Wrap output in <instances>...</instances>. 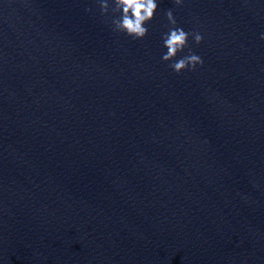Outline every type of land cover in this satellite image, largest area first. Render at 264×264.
<instances>
[{
    "label": "water",
    "instance_id": "95a60500",
    "mask_svg": "<svg viewBox=\"0 0 264 264\" xmlns=\"http://www.w3.org/2000/svg\"><path fill=\"white\" fill-rule=\"evenodd\" d=\"M159 9L134 40L96 0H0V264H264V0Z\"/></svg>",
    "mask_w": 264,
    "mask_h": 264
},
{
    "label": "clouds",
    "instance_id": "9594fccd",
    "mask_svg": "<svg viewBox=\"0 0 264 264\" xmlns=\"http://www.w3.org/2000/svg\"><path fill=\"white\" fill-rule=\"evenodd\" d=\"M160 2L161 0H96L101 14L110 15L113 30L134 40L143 39L148 34L150 22L161 10ZM173 3L180 6L184 0H173ZM163 15L167 23L163 26L166 30L161 33V60L169 62L168 66L176 73L186 69L195 70L204 60L189 46V38L199 44L204 35L198 30H185L179 25L172 8L164 9ZM261 38L264 39V33H261Z\"/></svg>",
    "mask_w": 264,
    "mask_h": 264
}]
</instances>
